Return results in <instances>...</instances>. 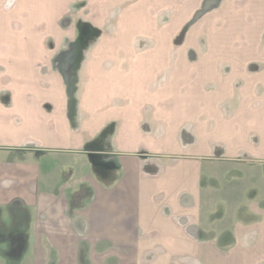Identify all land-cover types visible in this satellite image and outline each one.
Segmentation results:
<instances>
[{
  "label": "crops",
  "instance_id": "1",
  "mask_svg": "<svg viewBox=\"0 0 264 264\" xmlns=\"http://www.w3.org/2000/svg\"><path fill=\"white\" fill-rule=\"evenodd\" d=\"M89 241L264 264V0H0V264Z\"/></svg>",
  "mask_w": 264,
  "mask_h": 264
},
{
  "label": "rangeland",
  "instance_id": "2",
  "mask_svg": "<svg viewBox=\"0 0 264 264\" xmlns=\"http://www.w3.org/2000/svg\"><path fill=\"white\" fill-rule=\"evenodd\" d=\"M38 244L41 245V243H32L33 251L36 249V245ZM60 244L62 246H65V243ZM21 245L22 243L15 244L16 247H14L13 250L21 248ZM43 246L44 249H46L45 253L50 254L51 249L47 248L48 243H43ZM75 246L76 261L78 264H137V262L135 263L133 261V257H128L134 252V250L127 249L126 247H121L123 245H119L117 247V245L112 242L89 241L75 243ZM21 259L14 256H8L4 261L5 263L7 262V264H20L19 262ZM48 260V263L52 264V258ZM53 262V264H57L58 262H60V264H67V258H57L54 259Z\"/></svg>",
  "mask_w": 264,
  "mask_h": 264
}]
</instances>
